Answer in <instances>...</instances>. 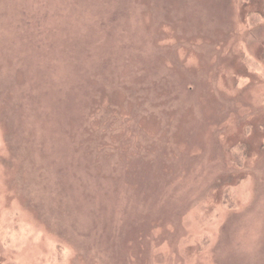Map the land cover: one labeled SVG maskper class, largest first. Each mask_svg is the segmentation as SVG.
I'll use <instances>...</instances> for the list:
<instances>
[{"label": "rangeland", "instance_id": "rangeland-1", "mask_svg": "<svg viewBox=\"0 0 264 264\" xmlns=\"http://www.w3.org/2000/svg\"><path fill=\"white\" fill-rule=\"evenodd\" d=\"M0 264H264V0H0Z\"/></svg>", "mask_w": 264, "mask_h": 264}]
</instances>
